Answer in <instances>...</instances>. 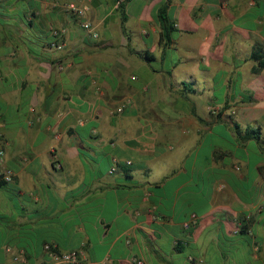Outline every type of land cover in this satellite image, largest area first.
Segmentation results:
<instances>
[{
	"label": "crops",
	"instance_id": "crops-1",
	"mask_svg": "<svg viewBox=\"0 0 264 264\" xmlns=\"http://www.w3.org/2000/svg\"><path fill=\"white\" fill-rule=\"evenodd\" d=\"M257 48L264 0H0V264H264Z\"/></svg>",
	"mask_w": 264,
	"mask_h": 264
},
{
	"label": "built area",
	"instance_id": "built-area-1",
	"mask_svg": "<svg viewBox=\"0 0 264 264\" xmlns=\"http://www.w3.org/2000/svg\"><path fill=\"white\" fill-rule=\"evenodd\" d=\"M73 10L79 16L85 15L84 11L76 9L74 6H71ZM84 29L88 30L94 37H98V34L94 32L91 24H84ZM64 31L53 29L52 34L55 37V40L51 43L52 48L57 50H62L64 48V42L62 41V37L64 35ZM64 66H59V69H63ZM128 165H131V162H127ZM61 167V165H59ZM117 166H113L111 169V173H115ZM15 180V174L13 170L8 166L6 160V153L4 149H0V183L9 184L13 183ZM197 218L196 215L192 216V219L195 220ZM190 227V224L187 225V228ZM45 251L50 255L51 261L47 264H79L81 258L83 256L82 250H73L68 252H60L57 247L54 245L47 244L45 246ZM193 260V258H190ZM136 264H142L141 261H137Z\"/></svg>",
	"mask_w": 264,
	"mask_h": 264
},
{
	"label": "trees",
	"instance_id": "trees-1",
	"mask_svg": "<svg viewBox=\"0 0 264 264\" xmlns=\"http://www.w3.org/2000/svg\"><path fill=\"white\" fill-rule=\"evenodd\" d=\"M120 8L123 9L124 5H121ZM167 9H168L167 4H165L159 10V18H160L161 27H162V32L160 35V44L165 47H167L168 45L172 43V33L174 31L173 26L167 16ZM125 22H126V19L123 20V23ZM126 29L127 28L124 27L125 32H127ZM261 51H262L261 49L257 48V52H255L254 54V58L259 61V65L254 69L255 73H258L262 69H264V61H262L261 59H258V56H257L258 53H261Z\"/></svg>",
	"mask_w": 264,
	"mask_h": 264
}]
</instances>
